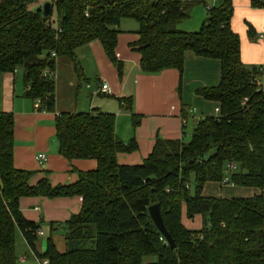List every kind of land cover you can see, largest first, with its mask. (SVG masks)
Here are the masks:
<instances>
[{
    "label": "trees",
    "instance_id": "16d2710c",
    "mask_svg": "<svg viewBox=\"0 0 264 264\" xmlns=\"http://www.w3.org/2000/svg\"><path fill=\"white\" fill-rule=\"evenodd\" d=\"M197 3L210 2L53 0L52 12L45 17V4L34 7V0H2L0 73L22 68L26 96L39 101L40 110L55 111L52 73L58 57L76 62L78 48L100 41L122 70L115 50L118 27L125 19L139 24L140 39L134 50L141 55L143 73L177 70L182 76L188 52L220 61L222 71L218 86L197 91L217 104L219 113L201 119L189 142H185L186 125L182 140L159 138L142 165L118 163V154L133 153L138 144L117 135L114 114L93 110L58 115L60 155L69 161L98 163L96 170L80 172L79 181L68 186H53L49 178L32 186L33 172L15 168V118L0 113V264H18L17 231L36 257L49 264H264V196L203 195L207 183L222 182L229 163L237 165L231 173L233 184L264 187V98L256 84L262 65L242 61L241 40L231 27L233 0H218L211 10L206 9L208 18L199 31L178 29ZM252 4L262 8L264 0H252ZM249 34L253 35L252 28ZM132 117L137 128L141 117ZM23 197L83 199L81 213L66 224L64 254L52 239L45 253L37 251L41 226L23 217L19 208ZM158 203L175 249L150 218L149 207ZM184 211L189 220L202 216V228L187 229L182 222Z\"/></svg>",
    "mask_w": 264,
    "mask_h": 264
},
{
    "label": "crops",
    "instance_id": "0c3cea01",
    "mask_svg": "<svg viewBox=\"0 0 264 264\" xmlns=\"http://www.w3.org/2000/svg\"><path fill=\"white\" fill-rule=\"evenodd\" d=\"M34 2V7L45 4L43 0ZM233 6L231 27L240 37L243 63L264 65V7H254L252 0H233ZM122 22L118 27L120 34L115 50L117 62L122 65L121 71L109 59L100 41L78 48L75 51L76 62L68 57L56 59L52 73L56 83L54 112L40 110L41 105L37 106V102L26 96L22 68L13 73H0V113H10L15 118L14 166L18 170L33 172L32 186L45 178H49L53 186L73 185L79 181L80 172L94 171L98 167L95 160L69 161L60 155L56 119L62 113L98 110L114 114L117 135L124 142L134 139L138 144L137 151L118 154V163L125 166L142 165L152 154L159 138L182 140L184 126L187 128L190 117L198 123L218 114V105L204 100L197 91L220 84V61L188 52L182 76L177 70L145 74L141 70V55L134 50L140 39L139 24L123 28ZM105 83L109 91L99 92ZM133 114L141 117L137 128L133 126ZM39 154L47 156L44 165L36 159ZM256 191L259 194L260 189L256 188ZM221 197L226 198L220 194L216 198ZM82 206L81 197H23L19 200L23 217L41 226L43 235H38L36 241L40 254L45 253L49 239L59 253L67 251L66 224L81 213ZM18 236L27 245L25 254L20 251L18 264H26L30 260L27 251L35 258L32 264H43L20 231L16 234L17 255Z\"/></svg>",
    "mask_w": 264,
    "mask_h": 264
},
{
    "label": "rangeland",
    "instance_id": "374dc122",
    "mask_svg": "<svg viewBox=\"0 0 264 264\" xmlns=\"http://www.w3.org/2000/svg\"><path fill=\"white\" fill-rule=\"evenodd\" d=\"M45 3H51L53 0H43ZM207 2H212L211 0H205ZM208 18V12L205 8V6L201 3H197V5H195L190 13V17L188 19H186L185 21L181 22L178 24V29L182 30V31H186V32H197L201 29L202 25L204 24V22L206 21V19ZM123 24V28L125 26H138V23L134 20H128L125 19L122 22ZM90 101V100H89ZM200 114V113H199ZM201 115V114H200ZM197 124V120L193 119L192 117L189 118V124L187 126L186 129V137H185V142H189L192 138L193 132H194V128L196 127ZM195 190H196V184H195V180L193 179L191 182V192L192 194H195ZM256 188H252V187H242L239 185H235L233 184V181H231L229 184L222 186V184L220 182H209L204 186V190H203V195L206 196H213V197H217V195H223V197L226 198H252L256 195H263L264 196V187L262 189H260L259 194H256ZM182 222L184 224V226L189 229V230H199L202 228V216H197L194 220H189L186 217V213L185 211L183 212V217H182ZM66 233V232H65ZM20 238V239H19ZM18 236V242L20 241V244L17 243L18 246V250H19V254L18 257H20V253L22 252L23 254H25V249L27 248L24 239ZM21 251V252H20ZM29 253L30 260L27 261L26 264H32V262L34 261V257L32 256L33 253L31 251L32 254H30V251H27ZM19 263V262H18ZM35 264V263H33Z\"/></svg>",
    "mask_w": 264,
    "mask_h": 264
},
{
    "label": "built area",
    "instance_id": "2783aa9c",
    "mask_svg": "<svg viewBox=\"0 0 264 264\" xmlns=\"http://www.w3.org/2000/svg\"><path fill=\"white\" fill-rule=\"evenodd\" d=\"M218 2V0H212L211 3H207L205 5V8L207 10H211L213 8V6ZM53 56H56L55 54H53ZM256 84L258 86V91L261 93V96L264 98V65L261 66L260 69V74L258 75V77H256ZM109 91V86L107 83L103 84V86L101 87L100 91L101 93H107ZM248 99H245L243 102V105L245 106L247 104ZM37 106H40V102H37ZM217 113H219V109L216 110ZM186 124V121L184 122ZM37 161L40 165H44L47 161V156L46 154H39L37 156ZM237 169V165L233 164V163H229L226 166V174L225 177L223 178L221 184L227 185L231 182V173L234 172ZM38 235H43V232L41 230L38 231ZM163 239V238H162ZM43 264H49L48 260H44Z\"/></svg>",
    "mask_w": 264,
    "mask_h": 264
},
{
    "label": "water",
    "instance_id": "95a60500",
    "mask_svg": "<svg viewBox=\"0 0 264 264\" xmlns=\"http://www.w3.org/2000/svg\"><path fill=\"white\" fill-rule=\"evenodd\" d=\"M51 12H52V4L50 2L45 3L43 7L44 16L45 17L50 16ZM148 212H149L150 218L153 221L154 225L156 226L158 231L161 233V235L166 239L168 245L171 248L175 249L176 248L175 241L172 235L167 230L165 223H164V219H163L162 211H161V205L158 203V204H154L150 206L148 209Z\"/></svg>",
    "mask_w": 264,
    "mask_h": 264
}]
</instances>
